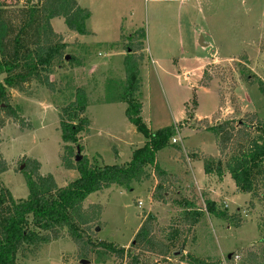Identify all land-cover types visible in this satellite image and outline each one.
<instances>
[{
    "label": "rangeland",
    "instance_id": "obj_1",
    "mask_svg": "<svg viewBox=\"0 0 264 264\" xmlns=\"http://www.w3.org/2000/svg\"><path fill=\"white\" fill-rule=\"evenodd\" d=\"M23 2L19 0V4ZM77 2L91 12L87 21L89 34L68 30L60 17L51 23L55 31L64 35L67 57H78L82 65L71 68L65 62L62 67H54L50 75L54 91L36 82L30 84L28 92L10 91L11 103L18 107L23 125L7 118L0 130V154L9 167L0 173L2 184L15 198L28 196L21 172L26 158L37 160L40 174L53 175L61 187L79 176L77 170L63 164L65 143L59 123L61 107L74 99L78 88L87 92L86 116L91 120L80 142L81 159L87 157L91 164L98 165L131 160L132 151L145 139L129 122L126 103L116 99L125 84L123 53L127 52L122 37L142 28L146 32L138 93L143 103L142 116L153 132L183 125L171 139L178 147L168 146L157 153V163L175 178H164V189L159 191L167 202L155 199L160 178L154 167L148 168L147 179L132 183L129 189L112 186L90 194L84 205L103 207L102 225L96 235L127 249L143 220L153 214L157 217L156 234L162 238V230L183 211L177 200L185 198L206 211L209 199L227 211L231 219L206 212L198 225H183V249L177 247L166 257L144 252L143 258L150 264H189L190 254L222 264H241L248 251L261 252L263 192L253 198L240 192L229 174L222 180L205 174L203 160L194 156H219L214 134L205 130L208 124L227 116L247 120L252 113L264 120V93L257 82L251 83L255 77L264 80V0ZM243 69L249 71L250 79ZM76 157L77 150L72 161L77 162ZM32 252L19 257L18 264H129L128 258L115 256L104 263L93 262V256L80 258L68 236Z\"/></svg>",
    "mask_w": 264,
    "mask_h": 264
},
{
    "label": "trees",
    "instance_id": "obj_2",
    "mask_svg": "<svg viewBox=\"0 0 264 264\" xmlns=\"http://www.w3.org/2000/svg\"><path fill=\"white\" fill-rule=\"evenodd\" d=\"M57 17L63 18L70 31L90 33L87 21L91 12L80 6L77 0H24L22 4L19 0L14 3L0 0V75L3 74L0 81V130L7 118L22 121L18 107L11 103L12 89L28 92L30 84L36 82L54 91L55 84L50 79L54 67H62L65 62L71 68L82 65L78 57H67L68 44L64 35L55 31L51 23ZM122 38L127 52L123 61L125 84L116 101L126 103V116L136 132L144 137L145 143L135 147L128 163L91 164L87 157L72 161L76 150L83 149L80 142L91 125L86 116L89 106L87 92L78 88L74 99L61 107L59 123L65 143L63 164L67 169L77 170L79 176L61 187L53 175L40 174L37 160L26 158L25 169L21 171L29 189L26 198H15L0 181V264H18L19 257H27V252L33 253V249H40L42 245L65 236L72 239L80 258L93 256V262L104 263L115 256L121 260L128 258L129 264H150L149 259L143 258L144 252L166 257L177 247L183 249L186 245L183 225L190 228L198 225L206 212L223 220L231 219L228 212L219 209L212 200H206L205 211L182 198L177 203L183 211L166 230H162V238L156 234L157 217L153 214L143 220L127 249L96 235L102 225L103 207H86V198L112 186L129 189L132 183L149 177V167L155 168L160 178L156 190L158 193L162 191L165 179L175 177L157 163V153L168 146L178 147L171 143V139L183 126L155 132L150 130L142 116L143 103L138 97L146 32L139 28ZM245 72L246 78L250 79L249 71ZM211 78L208 74V79ZM253 82H257L264 93V80L255 77ZM248 115L251 118L247 120L227 116L215 124H208L205 130L214 134L219 156L201 154L194 157L203 160L205 174L215 175L219 180L229 174L240 192L257 198L262 192L264 194V120L253 113ZM8 168L0 154V173ZM163 196L155 194V199L167 202ZM188 258L189 264H222L190 254ZM241 264H264V248L261 252L248 251Z\"/></svg>",
    "mask_w": 264,
    "mask_h": 264
},
{
    "label": "crops",
    "instance_id": "obj_3",
    "mask_svg": "<svg viewBox=\"0 0 264 264\" xmlns=\"http://www.w3.org/2000/svg\"><path fill=\"white\" fill-rule=\"evenodd\" d=\"M178 1V0H177ZM180 2V1H179ZM148 39H150V37L148 36ZM149 42V41H148ZM203 42V41H202ZM150 42L148 43V48H149V51H150V53L152 54V50H151V47H150ZM117 49V48H116ZM117 50H119V49H117ZM124 55L126 54V53H123ZM182 79L184 80V81H186V77L184 76V75H182ZM163 168V167H162ZM164 169H166V168H164ZM167 170V169H166ZM168 171V170H167ZM169 172V171H168ZM170 173V172H169ZM170 174H173V173H170Z\"/></svg>",
    "mask_w": 264,
    "mask_h": 264
},
{
    "label": "water",
    "instance_id": "obj_4",
    "mask_svg": "<svg viewBox=\"0 0 264 264\" xmlns=\"http://www.w3.org/2000/svg\"><path fill=\"white\" fill-rule=\"evenodd\" d=\"M81 153H80V149L77 150V157H76V160L79 161L81 160ZM24 165H22L21 169L23 168ZM86 260H82V263H85Z\"/></svg>",
    "mask_w": 264,
    "mask_h": 264
},
{
    "label": "built area",
    "instance_id": "obj_5",
    "mask_svg": "<svg viewBox=\"0 0 264 264\" xmlns=\"http://www.w3.org/2000/svg\"><path fill=\"white\" fill-rule=\"evenodd\" d=\"M178 1H180V2H188L189 0H178ZM174 140V142H176V139H173ZM140 205H141V202H140Z\"/></svg>",
    "mask_w": 264,
    "mask_h": 264
}]
</instances>
